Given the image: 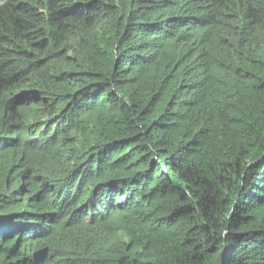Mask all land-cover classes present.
<instances>
[{"label":"trees","instance_id":"obj_1","mask_svg":"<svg viewBox=\"0 0 264 264\" xmlns=\"http://www.w3.org/2000/svg\"><path fill=\"white\" fill-rule=\"evenodd\" d=\"M0 264H264V0H0Z\"/></svg>","mask_w":264,"mask_h":264},{"label":"rangeland","instance_id":"obj_2","mask_svg":"<svg viewBox=\"0 0 264 264\" xmlns=\"http://www.w3.org/2000/svg\"><path fill=\"white\" fill-rule=\"evenodd\" d=\"M33 151H34V150H33ZM28 152H29V151H27V153H26L25 155L22 156L23 158H25V156H26V158L24 159L25 162H27V161L29 162V161H30V162H32V163H36V162H35V160H36V155H35V154H30V155H29ZM28 156H30V157H28Z\"/></svg>","mask_w":264,"mask_h":264}]
</instances>
